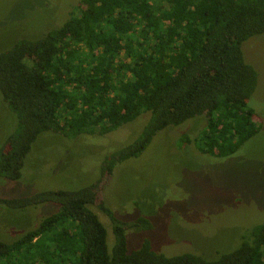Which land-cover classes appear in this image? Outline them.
Masks as SVG:
<instances>
[{
    "label": "trees",
    "instance_id": "trees-1",
    "mask_svg": "<svg viewBox=\"0 0 264 264\" xmlns=\"http://www.w3.org/2000/svg\"><path fill=\"white\" fill-rule=\"evenodd\" d=\"M262 34L264 0H81L44 37L0 52V92L17 118L0 150L2 178L22 177L42 133L103 136L149 114L137 139L105 158L96 183L0 199L11 208L58 206L16 241H0V264H264V222L216 259L166 256L149 240L130 250L126 224L97 196L117 164L139 156L170 126L203 116L199 150L218 158L259 133V116L249 106L258 72L242 46ZM92 206L112 221L113 245ZM134 224L152 225L146 218Z\"/></svg>",
    "mask_w": 264,
    "mask_h": 264
},
{
    "label": "rangeland",
    "instance_id": "rangeland-1",
    "mask_svg": "<svg viewBox=\"0 0 264 264\" xmlns=\"http://www.w3.org/2000/svg\"><path fill=\"white\" fill-rule=\"evenodd\" d=\"M81 0H0V52L19 40H38L61 26ZM245 61L258 72V85L249 106L259 116L261 130L236 153L212 157L199 150L206 129L203 116L159 131L146 150L116 165L97 193L126 224L130 250L149 240L166 256L183 253L216 259L235 249L243 234L264 222V34L242 46ZM149 119L137 120L103 135L82 134L68 139L42 133L26 157L19 180L0 177V199L29 197L51 190L74 191L102 177L105 158L133 143ZM17 127L0 92V150ZM190 138L181 144V138ZM53 203L26 209L0 204V241L12 243L57 212ZM109 233L113 224L92 206ZM146 218L151 229L135 222ZM111 247V246H110Z\"/></svg>",
    "mask_w": 264,
    "mask_h": 264
}]
</instances>
